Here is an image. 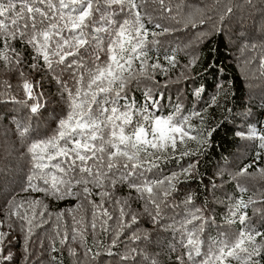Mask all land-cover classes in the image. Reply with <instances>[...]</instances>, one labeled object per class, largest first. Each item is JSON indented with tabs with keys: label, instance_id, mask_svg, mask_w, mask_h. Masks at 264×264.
Here are the masks:
<instances>
[{
	"label": "snow or ice",
	"instance_id": "snow-or-ice-1",
	"mask_svg": "<svg viewBox=\"0 0 264 264\" xmlns=\"http://www.w3.org/2000/svg\"><path fill=\"white\" fill-rule=\"evenodd\" d=\"M158 2L164 14L177 19L180 0ZM145 4L0 0V75L9 77L0 80V107L21 108L12 124L27 168L20 192L42 194L52 203L75 201L53 213L39 195L17 199L19 193L10 194L0 206V264H44L45 258L48 264H63L59 257L65 251L76 264L85 259L107 264L108 258L118 264H161V259L164 264H264V220L257 226L249 215L250 207L264 204V194L259 200L246 198L241 182L256 174L264 178V168L250 173L249 163L227 173L237 193H223L226 199L198 205L188 193L176 200L180 186L196 178L200 157L215 147L220 129L228 127L226 119L210 123L207 109L219 107L220 92L227 99L231 90L220 86L201 107L208 85L197 84L189 94L192 99L177 97L169 105L163 87L172 81L161 85L156 77L167 76L169 66H176V52L163 50L157 37L170 29L151 20ZM248 7L257 15L246 31L259 24L264 39V0H248ZM235 13L226 5L222 26L201 33L196 42L210 45L213 37H222L223 25ZM185 23L195 26L191 15ZM243 23H237V31ZM236 38L251 40L250 35ZM199 60L193 55L184 68ZM219 70L208 62L206 71L215 75ZM11 79L19 83L13 85ZM45 85L55 87L51 109ZM137 89L140 96L134 94ZM9 116L16 114L4 118ZM233 120L246 126L232 130L254 144L258 161L264 153V119L249 109ZM209 184L223 191L214 181ZM122 191L126 194L120 195ZM216 206L224 209L223 226L217 223ZM257 213L264 217V208L254 209L253 215ZM144 217L164 234L162 244L151 242L154 233L138 230ZM89 236L95 237L91 245ZM104 236L109 237L106 245ZM169 240L174 247H166ZM17 245L23 251L14 253ZM165 247L171 260L155 255Z\"/></svg>",
	"mask_w": 264,
	"mask_h": 264
},
{
	"label": "trees",
	"instance_id": "trees-1",
	"mask_svg": "<svg viewBox=\"0 0 264 264\" xmlns=\"http://www.w3.org/2000/svg\"><path fill=\"white\" fill-rule=\"evenodd\" d=\"M168 0H166V3ZM175 3V0H173ZM181 12L176 20L167 16L161 11V6L158 0H146L145 9L148 17L154 23H160L164 27H168L170 31L167 34L158 36L161 41L164 51L174 50L176 52L177 63L174 68L169 66L167 76L157 75L156 79L161 85H165L166 81H172L163 87V91L168 96L169 105L177 98L183 97L185 101L192 99L190 93L197 84H207V96L203 97L200 106L203 107L213 95H216L220 86H226L225 91L231 90L228 98L224 99V92H220L219 107L213 106L207 109V116L211 122H220L226 119L228 127H222L219 133L215 136V147L206 149V154L200 157V164L196 178L189 180L180 186V193L176 196V200L183 199L185 194L191 193L196 197V202L214 203V198L219 197L226 199L223 193L224 187L232 189L233 194L237 193L236 182L230 179V176L220 177L219 172H224L225 169H235L246 164L252 163L253 167L249 169L250 173H256L258 168H264V153H261L260 159L257 161L253 153L254 144L251 141H246L237 137L232 128L240 130L246 127L239 120H233V116L240 117L242 113H246L249 109L256 113L257 117L264 119V39H261V28L257 24L254 31H246L254 22L257 15L256 10L248 7V0H180ZM259 4V0H256ZM233 6L236 9L235 16L225 25V34L212 38L211 44H198L196 37L201 33L209 32L214 26L221 27L220 17L224 14L225 6ZM175 16L176 13L174 12ZM191 15L193 24L185 23L186 17ZM204 20L205 23H200ZM243 20L240 29L237 31L236 25ZM251 36V40L240 41L236 37ZM151 39V37H150ZM255 45L253 48L251 45ZM211 51V55H209ZM193 55H198L200 60L194 66L185 69L184 66L189 64V60ZM219 68V72L215 75L210 71H206L208 62ZM162 63H165L163 60ZM167 66V65H166ZM187 77V79H185ZM0 80H9L6 75H0ZM11 83L16 85L18 79H11ZM46 98L53 101L49 105V109L54 105L55 87L45 85ZM141 90L135 91L136 96H140ZM4 94L3 87L0 86V95ZM14 94L19 95L18 92ZM194 105L197 103L193 101ZM231 109L232 111H226ZM21 112L20 106H2L0 107V206L5 204V201L10 198V194L19 193L17 199L24 197L40 196L44 203L49 206V210L53 213L60 209L72 206L75 201H57L52 203L49 199L44 198L42 194L23 193L20 188L25 183V175L27 172L26 160L21 155L20 144L16 142L13 133L12 124L15 119L19 118ZM7 113H15L16 116H9L5 119ZM51 114L46 113L47 116ZM169 169H173V165L169 162ZM174 170V169H173ZM214 181L217 185H221L223 191L213 189L209 181ZM225 184V185H223ZM241 182L247 188L246 198L248 196L253 199H261V194H264V178L259 174L242 177ZM120 195H125L122 191ZM87 207V205H85ZM133 208L142 213V208L138 203L133 204ZM264 208V204H255L249 209V215L254 209ZM215 211L220 215L217 217V223L222 225L221 217L224 209L221 206H216ZM259 215V214H258ZM264 217H259L254 220L257 226L260 225ZM144 217L138 225V230L154 233L151 242L159 241L161 244L165 240L163 233L157 232L156 228ZM42 235V234H38ZM104 244H108L109 237H101ZM93 236H89L91 245ZM75 246V245H73ZM146 247L142 244L141 247ZM166 247H174L171 240L168 241ZM166 247L157 249L155 255L158 257H167L171 260L173 257L167 252ZM14 253H19L23 249L17 245L12 249ZM151 251V249H149ZM63 264H76L73 257L63 252L59 257ZM83 259V258H82ZM16 264H22V261L17 260ZM44 264H48L45 258ZM85 264L88 261L85 259ZM107 264H118L115 259L108 258ZM161 264H164V259H161Z\"/></svg>",
	"mask_w": 264,
	"mask_h": 264
},
{
	"label": "rangeland",
	"instance_id": "rangeland-1",
	"mask_svg": "<svg viewBox=\"0 0 264 264\" xmlns=\"http://www.w3.org/2000/svg\"><path fill=\"white\" fill-rule=\"evenodd\" d=\"M151 86V85H150ZM140 90V89H139ZM168 97V96H167ZM169 98V97H168ZM48 118L49 119H51V114L48 116ZM241 167H237V168H235V169H225L224 170V173H226L225 174V176H227V173H231V172H235V171H238L239 169H240ZM222 183V182H221ZM223 184V183H222ZM223 185H225V184H223ZM224 191H225V193H227L228 195H233V191H232V189H230V188H227L226 186L224 187ZM198 205L200 204V202H196ZM250 216H252V218H253V220H255V219H257L258 217H259V215H258V213L256 214V215H253V212L250 214ZM149 222H151V221H149ZM146 230H143V231H140V232H145ZM145 247V246H144Z\"/></svg>",
	"mask_w": 264,
	"mask_h": 264
}]
</instances>
